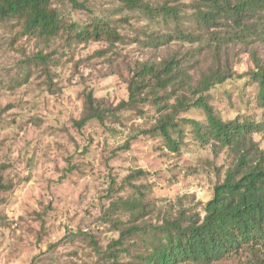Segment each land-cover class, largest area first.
Wrapping results in <instances>:
<instances>
[{"label": "rangeland", "instance_id": "1", "mask_svg": "<svg viewBox=\"0 0 264 264\" xmlns=\"http://www.w3.org/2000/svg\"><path fill=\"white\" fill-rule=\"evenodd\" d=\"M80 1L85 9L65 5L63 14L79 26L108 21L120 34L115 45L63 36L46 41L22 35L12 21L0 23V264H102L96 248L104 250L118 236L108 213L114 201L132 197V184L143 186L145 220L157 223L164 211L204 204L231 162L227 152L200 146L182 121H204L200 108L177 113L182 138L173 152L161 136L147 133L159 117L156 106L122 103L144 62L175 55L195 85L213 58L196 43L149 48L147 33L165 28L120 0ZM144 1L183 4L182 23L190 24V0ZM256 61L264 67V43L254 45V56L240 44L230 46L214 66L233 78L197 94L186 91L188 101L205 97L222 119H259L257 83L247 75ZM88 93L103 118L80 126ZM253 137L264 149V137ZM138 169L145 174L128 177ZM113 218L126 216L116 211Z\"/></svg>", "mask_w": 264, "mask_h": 264}, {"label": "trees", "instance_id": "2", "mask_svg": "<svg viewBox=\"0 0 264 264\" xmlns=\"http://www.w3.org/2000/svg\"><path fill=\"white\" fill-rule=\"evenodd\" d=\"M190 1V24L184 27L183 4L120 0L127 10H138L151 24L165 28L163 34L155 29L147 33L149 48L156 50L174 41L196 43L213 58V64L199 73L195 85L181 58L175 55L157 63L144 62L130 78L128 99L122 103L148 101L156 106L160 114L147 133L161 136L173 152H179L182 138L177 113L192 106L200 108L204 121H182L191 125L193 138L200 146H209L215 155L227 152L231 162L204 204L197 209L178 207L174 213L164 211L157 223L145 220L143 186L132 184V197H120L108 213L107 219L118 236L104 250L96 248L102 264H242V258L249 264H264V149L253 137H264V67L256 61V69L247 74L257 83L259 119L240 114L222 119L205 97L190 102L185 94L188 90L197 94L233 78V73L214 66L230 46L240 44L254 56V45L264 43V0ZM65 5L71 9L86 7L80 0H0V23L12 21L22 35L46 41L61 36L84 43L115 45L119 41L120 34L111 23L96 19L79 26L63 14ZM94 102L88 93L84 115L78 121L80 126L92 119L102 121L103 112ZM144 174L138 169L128 177ZM116 211L126 219L113 218Z\"/></svg>", "mask_w": 264, "mask_h": 264}]
</instances>
